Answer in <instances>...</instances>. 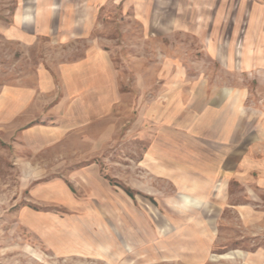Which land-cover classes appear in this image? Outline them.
I'll list each match as a JSON object with an SVG mask.
<instances>
[{
    "label": "rangeland",
    "instance_id": "obj_1",
    "mask_svg": "<svg viewBox=\"0 0 264 264\" xmlns=\"http://www.w3.org/2000/svg\"><path fill=\"white\" fill-rule=\"evenodd\" d=\"M259 7L264 0H0V264H264V182L215 179L220 156H198L202 145L183 128L222 93L237 95L228 108L243 120L264 109ZM91 55L109 61L110 111L64 130L74 122L59 109L62 90L89 84L73 78L91 71L82 66ZM40 73L54 82L34 106L42 115L9 123L8 96L37 87ZM36 125L64 135L26 134ZM157 132L191 156H154ZM185 200L200 207L182 213Z\"/></svg>",
    "mask_w": 264,
    "mask_h": 264
},
{
    "label": "crops",
    "instance_id": "obj_2",
    "mask_svg": "<svg viewBox=\"0 0 264 264\" xmlns=\"http://www.w3.org/2000/svg\"><path fill=\"white\" fill-rule=\"evenodd\" d=\"M259 8L262 9L261 11L264 15V8ZM262 27L264 29L263 25ZM85 59L86 60L82 62V66L90 65L91 71L85 76H81L77 73L73 80L88 81L89 84L76 85L73 83L74 87H65V89L63 88L62 90L61 107L59 109L64 112L67 119L74 122L69 128L68 126L63 127V129L67 131L78 130L86 126V124H88V121L86 122L89 118L88 114L92 112L110 111V100H108L109 97L105 98V91L103 90L104 86L109 87L110 83L109 76L111 77V70L108 64L109 61L100 55L86 56ZM100 64H102L101 68L103 70L101 71L98 69V71H95L96 65L99 66ZM104 71L105 73H103ZM67 77L68 76L62 75L60 79L65 83L68 79ZM105 78L108 79L107 83L105 82ZM51 80L52 79L47 77L46 74L40 73L37 87L29 86L16 93L10 94L7 99L5 120L10 123L19 118L20 115L32 112L33 116L29 117V120L31 122L36 121V119L42 115L44 109L34 110V106L39 94L48 92L47 89L54 83L50 82ZM260 88L264 91V84ZM54 96L56 97L55 99H57V96ZM235 96L237 95L231 94L227 97L228 99L223 100L224 98L222 97H224V94L222 93L220 100L203 102L197 120L198 124H194L195 126L192 125V127L190 125L187 128L185 126L183 128L188 129L190 138L196 137L202 145L200 151H202L204 155L199 154L198 156H220L215 157L217 167L214 169L212 177L216 179L224 173L230 172L232 173L231 177L234 178L251 176L264 182V109L262 111H257L255 115L251 114L250 117L246 115L244 119L248 121V124L251 123L252 125L250 127L247 125V127L243 128L242 123H245V120L239 117L240 114L237 110L240 109L236 108L240 104L238 98L235 101V108L237 109L236 111L234 110L235 113L232 112V109L228 108V105L235 99ZM53 104L55 103L53 102ZM53 111L54 110H52L51 113H53ZM167 123L172 124L169 121ZM169 127H172L173 131L176 130L173 126L168 125V128ZM44 128L47 127L36 125L31 127L26 134L28 133L29 136L36 135L39 137V140L43 139V141L45 139L47 141L49 139L52 140L64 135V132H62L63 130L57 132L52 127H50L49 130H43ZM240 128L243 130V132H241L243 133L242 136H239ZM244 136H246L245 143H243L245 139ZM238 137L241 138L239 139ZM57 138L55 140H57ZM39 140L38 144L40 142ZM173 140V137L160 136V133L157 132V136L154 139V156H191L190 146H184L182 150H180V148L177 147L179 144L177 145Z\"/></svg>",
    "mask_w": 264,
    "mask_h": 264
},
{
    "label": "clouds",
    "instance_id": "obj_3",
    "mask_svg": "<svg viewBox=\"0 0 264 264\" xmlns=\"http://www.w3.org/2000/svg\"><path fill=\"white\" fill-rule=\"evenodd\" d=\"M177 210L184 213V212H189L194 210L195 208L200 207V203L196 202V201H183L182 203L178 204L177 206Z\"/></svg>",
    "mask_w": 264,
    "mask_h": 264
}]
</instances>
